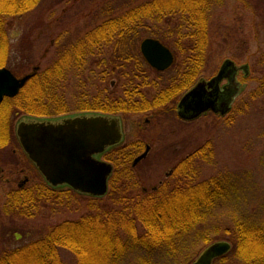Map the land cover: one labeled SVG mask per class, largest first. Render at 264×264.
Segmentation results:
<instances>
[{
  "label": "trees",
  "instance_id": "1",
  "mask_svg": "<svg viewBox=\"0 0 264 264\" xmlns=\"http://www.w3.org/2000/svg\"><path fill=\"white\" fill-rule=\"evenodd\" d=\"M39 2L0 0V67H7L9 63L7 17H21ZM221 2L146 0L86 32L59 50L50 65L30 72L29 79L14 98H4L0 103V149L16 140L13 120L17 115L52 120L98 114L120 115L124 119L130 115L158 116L174 111L179 97L195 84L207 62L208 27ZM162 25H166V29L167 25L171 26L172 38L159 36L155 31L154 28ZM139 30L153 34L150 37L168 45L176 59L179 54L184 56L185 65L176 82L172 81L151 97L138 91L137 86L123 91V96L113 95L102 84L94 87L91 94L87 91L70 97L65 94L68 77L83 73L88 58L102 55L106 47L107 50L111 47L110 55L116 54L122 61L132 59L129 47L138 40ZM134 60L139 63L135 65L137 75L145 72L144 67L154 71L138 51ZM96 61L99 62L98 57ZM11 70L17 75L15 69ZM247 78L249 75L239 80L245 83ZM263 93L264 78L247 99L255 100ZM246 102L240 101L239 105L236 102L223 121L231 124L233 112H243ZM211 146L209 141L202 144L179 161L164 182L147 193L136 190V183L130 177L134 159L143 152V144L136 140L111 147L103 154L104 160L112 165L107 195L89 198L86 207L90 212L78 220H64L40 238L2 252L0 264H64L58 248L70 251L76 258L75 264H124L127 259L133 264H172L186 252L188 242L193 245L192 252L181 264H189L202 247L214 241L209 237L211 221L217 217L214 214L220 203L230 198V193L225 191L228 178L220 179V174L202 180L196 178L199 165L213 160ZM130 193L140 194L132 197ZM79 196L82 195L67 187L51 189L39 180L32 187L7 193L3 212L5 216L26 219L40 207L54 203L65 207ZM232 233L230 253L213 264L230 260L237 264H264V222L257 226L238 222ZM198 244L201 245L195 248Z\"/></svg>",
  "mask_w": 264,
  "mask_h": 264
},
{
  "label": "rangeland",
  "instance_id": "2",
  "mask_svg": "<svg viewBox=\"0 0 264 264\" xmlns=\"http://www.w3.org/2000/svg\"><path fill=\"white\" fill-rule=\"evenodd\" d=\"M143 1L146 0H40L21 17H7L5 30L10 44L7 68L15 69L17 77L36 67L42 70L54 61L59 50L105 20ZM165 27L154 29L159 36L172 38L171 26ZM145 33L139 30L138 40L129 47L133 57L129 61L118 59L116 54L110 55L111 47L109 50L106 47L102 55L89 57L83 73L68 77L65 94L68 97L82 91L91 94L94 87L102 84L113 95L123 96V91L137 86L138 91L151 97L172 81L176 82L185 65L182 54L177 59L174 56V64L164 72L144 67L145 72L137 75L135 65L139 63L134 59L140 41L153 35ZM208 36L207 62L197 79L209 80L225 59L233 60L238 66L248 64L249 78L236 101L238 105L240 101H247L244 111H234L231 124L212 113L185 122L177 118L175 109L158 116L150 113L130 115L121 120L122 135L124 144L137 140L149 147L146 156L133 165L130 172L135 189L141 193L157 188L179 161L205 142H211L213 160L199 165L196 178L202 180L220 174V179H229L225 191L230 193V198L221 202L215 212L217 217L211 221L209 236L214 241H229L238 222L255 226L264 222V93L255 100L247 99L264 78V0H222L209 23ZM22 119L23 115L15 116L14 127ZM16 142H9L0 149V255L40 238L64 220H78L90 212L86 207L89 197L79 196L65 207L56 203L40 207L30 218L5 216V197L11 190L18 189V183L26 181L21 188L32 187L39 180L45 183ZM138 194L130 193L132 197ZM192 248L188 242L186 252L172 264L184 263ZM58 254L64 264H75V256L67 249L58 248ZM124 264L133 262L127 259ZM225 264L237 263L230 260Z\"/></svg>",
  "mask_w": 264,
  "mask_h": 264
},
{
  "label": "water",
  "instance_id": "3",
  "mask_svg": "<svg viewBox=\"0 0 264 264\" xmlns=\"http://www.w3.org/2000/svg\"><path fill=\"white\" fill-rule=\"evenodd\" d=\"M146 63L162 72L173 63L170 50L158 40L145 38L139 45ZM249 74L248 64L236 66L225 59L209 80L198 81L178 101L177 117L183 121L198 118L207 112L224 117L245 86L237 80L238 72ZM29 75L15 77L7 68H0V102L15 97ZM223 81L225 84L221 85ZM15 135L28 159L51 188L68 186L78 194L102 197L112 166L97 157L123 138L118 116L78 114L55 120L24 118L15 126ZM148 148L134 160L136 164ZM231 248L227 241H215L206 246L190 264H212Z\"/></svg>",
  "mask_w": 264,
  "mask_h": 264
},
{
  "label": "flooded vegetation",
  "instance_id": "4",
  "mask_svg": "<svg viewBox=\"0 0 264 264\" xmlns=\"http://www.w3.org/2000/svg\"><path fill=\"white\" fill-rule=\"evenodd\" d=\"M169 69V68H168ZM167 69V70H168ZM166 71V70H165ZM159 72V71H158ZM162 72H164V71H162ZM161 73V72H160ZM146 147H148V146H144V149L146 148ZM148 150H149V147H148ZM26 183V181H21L20 183H18V185H17V187L18 188H21V187H23V185Z\"/></svg>",
  "mask_w": 264,
  "mask_h": 264
}]
</instances>
